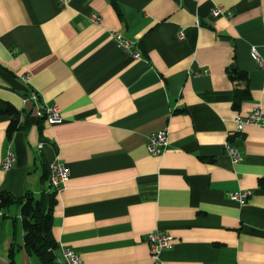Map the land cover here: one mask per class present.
<instances>
[{"label": "crops", "instance_id": "0c3cea01", "mask_svg": "<svg viewBox=\"0 0 264 264\" xmlns=\"http://www.w3.org/2000/svg\"><path fill=\"white\" fill-rule=\"evenodd\" d=\"M216 5L232 17H215ZM253 48L264 58V0H0V98L27 124L9 138L0 114V191L48 192L46 165L65 163L52 232L82 264H153L155 231L174 237L160 264H264V127L236 123L264 111ZM234 64L251 90L239 108ZM32 91L38 101L25 100ZM50 104L61 123L39 120ZM164 128L169 145L154 155L147 136ZM13 244L15 264H42L24 248L19 204L0 213V264Z\"/></svg>", "mask_w": 264, "mask_h": 264}, {"label": "trees", "instance_id": "16d2710c", "mask_svg": "<svg viewBox=\"0 0 264 264\" xmlns=\"http://www.w3.org/2000/svg\"><path fill=\"white\" fill-rule=\"evenodd\" d=\"M112 2L117 6V0H112ZM229 75L234 81H246L244 88L236 89L234 107L239 108L244 101L251 99L249 74L234 64L229 68ZM0 114L11 116L7 129L9 138L16 131L27 128V124H23L20 120V110L10 101L0 98ZM39 120H47L44 112H42V115H39ZM49 177L50 169L48 164L46 165L42 179L44 182H49ZM260 185L264 188V177L260 179ZM56 196L57 191L53 188L48 192L43 190L40 194L27 191L22 196H16L8 191H0V213L13 204L21 206L24 248L29 253L36 255L42 264H61L58 261L59 244L52 232L53 209L57 201ZM15 254L16 248L13 244L8 253V264H15Z\"/></svg>", "mask_w": 264, "mask_h": 264}, {"label": "built area", "instance_id": "2783aa9c", "mask_svg": "<svg viewBox=\"0 0 264 264\" xmlns=\"http://www.w3.org/2000/svg\"><path fill=\"white\" fill-rule=\"evenodd\" d=\"M200 1V0H195ZM212 13L215 17L226 16L232 17L233 12L231 10H225L221 5H216ZM92 19L97 21L99 17L97 15H93ZM184 30H181L179 33V39H183ZM115 37L119 43L126 51L132 53L133 57L139 58L140 52L138 50L133 49V43L128 39L124 38L121 34L115 33ZM252 54L257 59L259 65L264 69V58L260 56L258 51L253 48ZM39 94L35 91L30 93V96L25 100L29 101H38ZM42 112L46 114V119L49 124L61 123L63 117L61 115V110L59 105L50 104L47 106H43L39 111L38 115H42ZM237 123V132H242L244 126L250 123H259L264 127V111L260 107H255L251 112L243 115L239 114L236 117ZM169 145V137L167 128L161 129L155 133H152L147 136V148L150 153L154 155L162 154ZM226 151L234 161H239L241 159V154L238 152L235 144L233 142H229L226 144ZM16 160L15 153L12 150L7 152V155L3 161V168L5 170L10 169ZM50 169V177L49 183L53 189L57 191V193L62 189L63 184L69 178V169L65 165L58 160L51 161L49 163ZM253 191L251 189L243 190L237 193L232 194V198L238 200L240 202L245 201V199L251 195ZM147 242L150 246V253L153 264L161 263V253L168 247H170L174 242V237L169 233H164L161 231H155L149 234ZM58 261L61 264H82L81 257L78 251L71 247H63L58 256Z\"/></svg>", "mask_w": 264, "mask_h": 264}]
</instances>
